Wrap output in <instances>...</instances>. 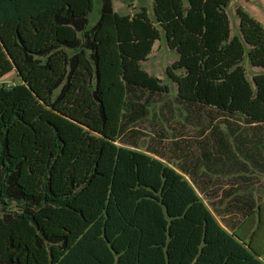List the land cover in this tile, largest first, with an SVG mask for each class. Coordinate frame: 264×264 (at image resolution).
I'll return each mask as SVG.
<instances>
[{"label": "trees", "instance_id": "trees-1", "mask_svg": "<svg viewBox=\"0 0 264 264\" xmlns=\"http://www.w3.org/2000/svg\"><path fill=\"white\" fill-rule=\"evenodd\" d=\"M97 1L91 26L95 0H0V264H264L216 208L253 185L232 145L264 154V27L238 8L233 36L231 0ZM162 32L180 102L232 118L173 163L120 142L170 92L142 66Z\"/></svg>", "mask_w": 264, "mask_h": 264}, {"label": "rangeland", "instance_id": "rangeland-1", "mask_svg": "<svg viewBox=\"0 0 264 264\" xmlns=\"http://www.w3.org/2000/svg\"><path fill=\"white\" fill-rule=\"evenodd\" d=\"M113 4L115 11L121 15H134L145 7L151 19L155 21L154 0H137L133 3L129 0H113ZM238 8L245 10L264 27V0H231L227 13L233 36L240 35V19L236 14ZM100 15L101 4L95 0L94 10L89 15L91 26L96 24ZM177 60V53L168 47L162 32L161 40L156 43L152 55L147 62L142 63V66L148 73L159 78L163 85L168 86L170 92L150 96L147 115L131 124L120 140L122 144L135 146L137 150L152 151L166 163H173L176 158L182 157L186 147L196 149L198 141L203 139L205 133L208 134L205 139L211 138L208 130L214 126L229 125L232 119L228 114L211 107L194 109L180 102L177 85L167 75V68ZM243 66L251 81L254 76L263 72L251 65L248 55L245 56ZM2 82L8 86H15L20 83V78L14 71L3 78ZM201 112V117H198L197 114ZM238 121L245 123L246 119L241 117ZM202 127H205L203 134ZM256 236L260 240V237L264 236V230L258 232Z\"/></svg>", "mask_w": 264, "mask_h": 264}, {"label": "crops", "instance_id": "crops-1", "mask_svg": "<svg viewBox=\"0 0 264 264\" xmlns=\"http://www.w3.org/2000/svg\"><path fill=\"white\" fill-rule=\"evenodd\" d=\"M232 146L236 150V155L240 163L237 166L235 175L251 180L253 185L251 186L250 184V186L239 189L235 195H232L225 202L220 204L217 203L216 208L219 209V212L222 214H225V212H223L224 209L228 210L229 214L226 215L225 218H234V220H238V237L245 239V243L251 245L252 251L260 255V259L264 262V236L260 237V240H258L256 236L258 232L264 230V154L258 155L257 165L255 166L246 155H242L238 152L237 147H241L240 145L233 144ZM245 147L246 151L254 150L251 144H246ZM262 151L264 152V149H262ZM214 177H219L223 181H226L228 178L221 173L215 174ZM254 183H256V186ZM222 184L221 190H225L229 186L226 182ZM222 195L223 192L221 191V193L217 195L215 201L218 202L222 198ZM250 195H253L252 198H250ZM243 196L246 197V200H243ZM202 197L207 204H210L209 197L203 195ZM248 208H251L252 211L246 213L245 217H243L241 211L247 210ZM217 218L221 223L223 222L221 217L218 216ZM247 242H249V244Z\"/></svg>", "mask_w": 264, "mask_h": 264}]
</instances>
